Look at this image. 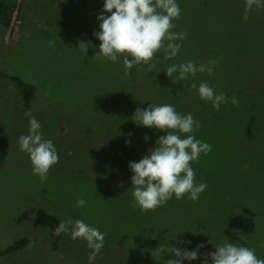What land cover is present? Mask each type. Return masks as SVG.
I'll list each match as a JSON object with an SVG mask.
<instances>
[{"label": "rangeland", "instance_id": "1", "mask_svg": "<svg viewBox=\"0 0 264 264\" xmlns=\"http://www.w3.org/2000/svg\"><path fill=\"white\" fill-rule=\"evenodd\" d=\"M5 1L15 3L19 24L14 36V25L11 31L0 28V137L10 136L18 144V137L28 134L24 113L31 110L44 139L73 149L74 220L105 234L94 264H164L171 255L152 252L161 244L191 241L188 250L204 244L203 256L225 238L264 259V8L251 10L245 21V0H176L181 15L173 21V31H187L177 41L182 44L179 54L164 60L161 51L152 61L153 72L145 65L125 76L123 55L115 63L93 58L100 45L93 35L99 31L97 17L108 15L101 11L104 0ZM80 43L89 44L85 54ZM212 60L217 64L211 75L197 73L176 82L177 73L172 78L165 74L172 64ZM1 75L35 86L29 108ZM205 81L228 98L219 111L188 90ZM233 96L238 106L231 103ZM148 104H171L200 122L194 135L209 143L211 151L191 164L195 183L207 184L197 201L186 194L155 210L130 207L128 163L138 162L165 135L132 120L135 110ZM62 127L67 133L58 136ZM99 162L105 164L100 171ZM80 198L86 201L83 207L76 206ZM91 251L86 241L70 236L42 239L30 249L40 264H89ZM32 260L21 254L0 264H38Z\"/></svg>", "mask_w": 264, "mask_h": 264}, {"label": "clouds", "instance_id": "2", "mask_svg": "<svg viewBox=\"0 0 264 264\" xmlns=\"http://www.w3.org/2000/svg\"><path fill=\"white\" fill-rule=\"evenodd\" d=\"M264 8V0H245L243 20H248V13L253 9ZM102 13L97 17L99 31L93 35L100 41L99 52L94 55L98 61L115 63L117 57L123 55L124 75L129 76L131 69L137 71L147 66V72H153L156 54L163 52V59L175 58L182 47L181 43L187 36V31L175 32L174 20L179 19L181 10L176 0H104ZM49 47L55 49L56 44L48 40ZM87 43H80L84 54ZM217 61L197 65L194 61H185L179 65L172 64L166 68L165 74L175 81L194 78L197 73L212 74ZM189 92L198 95L200 99L210 102L213 109L220 110L221 104H227L228 98L223 92L217 93L206 81L199 85L192 83ZM231 103L238 106V99L233 96ZM28 118L29 131L27 135L18 137L19 149L26 152L32 165V173L41 181L47 179L49 170L58 163L59 154L52 140L44 139L40 122L32 115L31 110L24 113ZM132 120L138 126L154 128L165 133L157 138L153 148L149 149L142 158L130 161L128 168L132 172L131 189L132 202L130 207L141 211L155 210L163 206L175 196L197 201L206 188V183H195V170L191 166L201 154H208L211 145L197 139L194 133L200 127V122L193 118L192 113L186 115L176 111L171 104L153 105L147 108H137ZM130 135V134H129ZM147 141V137L144 138ZM130 141H126V146ZM70 154V153H69ZM122 186V184H121ZM86 201L80 198L77 207H83ZM53 231L54 236L69 233L71 239H83L91 249L88 256L89 264H94L97 255L104 245L105 234L83 220H60ZM240 239L246 236L240 234ZM191 241H176L175 247L161 244L153 254L162 257L170 254L171 259L164 264H184L185 261L202 259L203 264H264V259L256 256L255 250L229 241L218 244L214 252L200 254L204 244H198L194 250H188L186 245ZM210 243V242H209ZM185 245V246H181ZM264 247V245H261Z\"/></svg>", "mask_w": 264, "mask_h": 264}, {"label": "crops", "instance_id": "3", "mask_svg": "<svg viewBox=\"0 0 264 264\" xmlns=\"http://www.w3.org/2000/svg\"><path fill=\"white\" fill-rule=\"evenodd\" d=\"M60 131L58 136L67 133L63 127ZM54 145L59 161L49 170L47 179L41 181L32 173L28 154L20 151L10 136L0 137V251L14 241L29 240L15 251L1 255L0 261L4 263L25 254L28 260L32 258L40 264L41 259L38 260L36 252L32 254L30 249L37 247L42 239L57 237L53 231L46 230H54L60 220H74L73 149ZM104 166V162H99L96 169L100 171ZM64 236H70V232L62 233L59 238Z\"/></svg>", "mask_w": 264, "mask_h": 264}, {"label": "trees", "instance_id": "4", "mask_svg": "<svg viewBox=\"0 0 264 264\" xmlns=\"http://www.w3.org/2000/svg\"><path fill=\"white\" fill-rule=\"evenodd\" d=\"M77 2L84 3L86 0H75ZM15 3L6 2L5 0H0V28L6 30L10 26L13 11L15 10ZM3 78L9 79L15 86L25 108H28L32 102L36 88L31 83L24 81L17 76H5L1 75ZM29 242L28 239H20L14 241L9 247L0 251V256L15 251L16 249L26 245Z\"/></svg>", "mask_w": 264, "mask_h": 264}, {"label": "built area", "instance_id": "5", "mask_svg": "<svg viewBox=\"0 0 264 264\" xmlns=\"http://www.w3.org/2000/svg\"><path fill=\"white\" fill-rule=\"evenodd\" d=\"M16 15H17V8H15V10L13 11L12 18H11V23H10V26H9V30L11 31L12 27L14 25V29L12 31V35L13 36L15 35L16 29H17V25L19 24V21L15 20L16 19Z\"/></svg>", "mask_w": 264, "mask_h": 264}]
</instances>
